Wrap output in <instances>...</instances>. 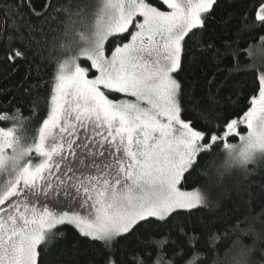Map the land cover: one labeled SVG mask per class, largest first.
<instances>
[{"label": "snow or ice", "instance_id": "snow-or-ice-1", "mask_svg": "<svg viewBox=\"0 0 264 264\" xmlns=\"http://www.w3.org/2000/svg\"><path fill=\"white\" fill-rule=\"evenodd\" d=\"M18 61L37 74L29 107L0 105V264H222L237 245L264 264V205L193 220L264 174V0H0V63Z\"/></svg>", "mask_w": 264, "mask_h": 264}, {"label": "trees", "instance_id": "trees-1", "mask_svg": "<svg viewBox=\"0 0 264 264\" xmlns=\"http://www.w3.org/2000/svg\"><path fill=\"white\" fill-rule=\"evenodd\" d=\"M29 63V61H18L16 65L0 63V105H6L9 100L15 99L13 110L17 107L21 109L29 107L28 88L33 80L29 79L25 82V78L29 74L34 78L37 74L35 67L30 68ZM232 142L238 143V141ZM249 197L254 200L258 209L264 205V174L256 176L251 181L247 194L239 191L235 180L226 181L222 188H217L213 192V198L222 206L215 210H202L196 213L193 220L202 221L209 228H225L235 222L237 216L242 215L241 208L245 206ZM71 239L69 233V242ZM244 242L250 243V240L245 239ZM239 257L240 248L237 245L228 256L223 257L222 264H235Z\"/></svg>", "mask_w": 264, "mask_h": 264}]
</instances>
